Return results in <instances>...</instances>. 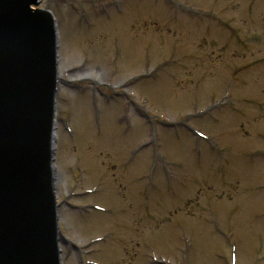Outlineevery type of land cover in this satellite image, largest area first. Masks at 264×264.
Returning <instances> with one entry per match:
<instances>
[{"label": "rangeland", "instance_id": "obj_1", "mask_svg": "<svg viewBox=\"0 0 264 264\" xmlns=\"http://www.w3.org/2000/svg\"><path fill=\"white\" fill-rule=\"evenodd\" d=\"M40 6L58 32L54 167L62 236L74 235L80 247L118 226V205L129 203V221L144 214L150 230L144 248H130L139 257L264 264V0ZM179 120L209 138L175 126ZM100 201L113 212L86 207ZM112 241L98 244L94 258L115 260ZM65 252L62 264H80L77 252Z\"/></svg>", "mask_w": 264, "mask_h": 264}, {"label": "water", "instance_id": "obj_2", "mask_svg": "<svg viewBox=\"0 0 264 264\" xmlns=\"http://www.w3.org/2000/svg\"><path fill=\"white\" fill-rule=\"evenodd\" d=\"M39 0H0V264H60L57 32ZM33 6V8H31Z\"/></svg>", "mask_w": 264, "mask_h": 264}, {"label": "flooded vegetation", "instance_id": "obj_3", "mask_svg": "<svg viewBox=\"0 0 264 264\" xmlns=\"http://www.w3.org/2000/svg\"><path fill=\"white\" fill-rule=\"evenodd\" d=\"M124 203L125 202H123L122 204ZM129 205L130 204L128 203L125 206V208L128 211H129ZM139 219L140 220L138 224H136L135 221H132L133 222L132 223L128 220L125 224L120 225V226H115V228L111 229L113 233V236H111V239H113L112 242L115 243L114 245L116 246L117 251H119L121 254L120 264H147V256L143 255L142 257H139L137 256L138 254L135 251L130 250L132 245L135 244L137 246H140L142 242L144 241V235H143L144 223L143 222L146 221L145 220L146 217L143 214L142 217H139ZM68 245H65L64 247ZM70 249L74 250L72 246H70ZM140 259H143V260L140 261ZM79 263L84 264L83 260L81 259Z\"/></svg>", "mask_w": 264, "mask_h": 264}, {"label": "bare ground", "instance_id": "obj_4", "mask_svg": "<svg viewBox=\"0 0 264 264\" xmlns=\"http://www.w3.org/2000/svg\"><path fill=\"white\" fill-rule=\"evenodd\" d=\"M57 184V182H55ZM56 186V185H55ZM57 188V187H56Z\"/></svg>", "mask_w": 264, "mask_h": 264}]
</instances>
